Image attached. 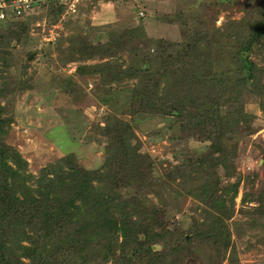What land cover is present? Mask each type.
<instances>
[{
    "label": "rangeland",
    "instance_id": "374dc122",
    "mask_svg": "<svg viewBox=\"0 0 264 264\" xmlns=\"http://www.w3.org/2000/svg\"><path fill=\"white\" fill-rule=\"evenodd\" d=\"M259 4L248 0H92L77 15L64 17L60 11L57 14L58 8L39 9L27 19L19 42L11 44L10 68L3 75L6 78H0V120L10 121L0 140L20 154L27 171L35 176L67 156L72 157L74 170L98 171L107 166L120 177L118 170L127 167L128 161L107 151L113 146V135L105 124L114 116L119 123L115 126L110 121V128L123 134L130 131L137 155L148 157L136 182L140 194L159 211L162 226L177 234H164L161 244L151 245L153 252L173 255L178 250L180 264H264V98L247 86L245 116L233 130V140L213 152L199 131L194 135L183 130L187 121L183 111L181 115L142 111L128 97L138 77L105 82L88 70L107 60L118 61L122 70L135 68L141 56L148 54L154 62L156 54L162 57L167 48L158 40L186 43L196 32L223 29L243 19L259 20L257 11L264 12ZM73 39L83 40L85 52L93 58L72 59ZM248 57L264 68V37ZM142 67L146 70L149 65ZM230 87L241 91L245 85L232 80ZM163 180L173 189L158 187ZM205 183H215L217 195L224 194L222 211L206 207L198 197ZM132 190L122 189L121 195L134 194ZM162 200L166 205L162 206ZM201 207L222 221L229 231L224 233L230 238L228 243L202 226Z\"/></svg>",
    "mask_w": 264,
    "mask_h": 264
},
{
    "label": "trees",
    "instance_id": "16d2710c",
    "mask_svg": "<svg viewBox=\"0 0 264 264\" xmlns=\"http://www.w3.org/2000/svg\"><path fill=\"white\" fill-rule=\"evenodd\" d=\"M248 1L262 3L259 9L263 10L264 1ZM90 4L92 0L78 12ZM43 7L58 8L57 14L64 12L63 6L51 3L20 17L0 20V30L7 28L0 31V78H6L3 75L10 68L11 44L19 42L26 32L27 19ZM257 12L259 20L243 19L223 29L196 32L186 43L158 40L170 50L165 48L162 57L156 54L154 62L150 60L152 55H138L143 60H138L135 68L122 70L118 61L107 60L89 67V74L100 75L105 82L138 77L139 83L128 97L142 111L162 115L183 111L187 116L183 130L187 128L194 135L199 131L211 151H221L229 145L226 141L233 140V130L245 116L247 86L258 98H264V68L248 57L264 37V12ZM71 43L72 59L93 58L85 52L83 40L73 39ZM243 54L248 56L243 58ZM145 63L149 65L146 70L142 67ZM78 70L83 72L80 67ZM232 80L243 83L244 91L233 90ZM110 117L105 129L113 135V146L107 151L121 154L128 161L127 167L118 170L120 177L107 166L98 171L74 170L70 166L72 157L67 156L35 176L27 171V162L20 154L0 140V264H180L178 250L173 255L151 250V245L161 244L164 234H177L162 226L159 211L140 194L136 182L148 157L137 155L130 131L123 134L116 127L110 128V121L115 126L119 123L116 117ZM9 124L0 120V139L7 134L5 127ZM161 185L167 186L165 190L173 189L165 180L158 187ZM122 189H134V194L123 197ZM199 191L198 197L206 207L219 211L225 208L226 198L222 193L217 195L215 183H205ZM231 193L232 201L235 191ZM161 203L166 205L165 200ZM206 207H201L205 214L202 226L228 243L230 238L224 234L228 229ZM60 258L65 259L57 262Z\"/></svg>",
    "mask_w": 264,
    "mask_h": 264
},
{
    "label": "built area",
    "instance_id": "2783aa9c",
    "mask_svg": "<svg viewBox=\"0 0 264 264\" xmlns=\"http://www.w3.org/2000/svg\"><path fill=\"white\" fill-rule=\"evenodd\" d=\"M89 0H0V20L7 21L10 17H20L40 6L51 3L64 7L62 17L74 15L79 7Z\"/></svg>",
    "mask_w": 264,
    "mask_h": 264
},
{
    "label": "water",
    "instance_id": "95a60500",
    "mask_svg": "<svg viewBox=\"0 0 264 264\" xmlns=\"http://www.w3.org/2000/svg\"><path fill=\"white\" fill-rule=\"evenodd\" d=\"M31 58H32V55L29 56V59H31Z\"/></svg>",
    "mask_w": 264,
    "mask_h": 264
},
{
    "label": "crops",
    "instance_id": "0c3cea01",
    "mask_svg": "<svg viewBox=\"0 0 264 264\" xmlns=\"http://www.w3.org/2000/svg\"><path fill=\"white\" fill-rule=\"evenodd\" d=\"M224 151H226V150H223V152H222V153H224Z\"/></svg>",
    "mask_w": 264,
    "mask_h": 264
}]
</instances>
